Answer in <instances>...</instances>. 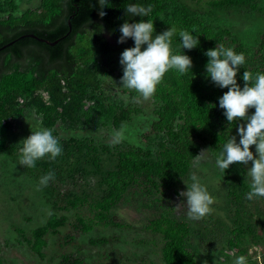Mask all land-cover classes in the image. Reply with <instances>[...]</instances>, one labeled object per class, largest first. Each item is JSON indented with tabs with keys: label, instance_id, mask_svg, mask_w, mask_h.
<instances>
[{
	"label": "trees",
	"instance_id": "16d2710c",
	"mask_svg": "<svg viewBox=\"0 0 264 264\" xmlns=\"http://www.w3.org/2000/svg\"><path fill=\"white\" fill-rule=\"evenodd\" d=\"M129 2L152 6L149 17H134L136 21L153 20L156 33L171 25L195 31L193 35H199L200 45L184 50L192 58V74L180 75L169 71L151 97L156 115L151 129L154 140L163 149L160 158L151 160L150 152L142 147L127 146L121 150L113 159L112 168L98 179V186L106 187L103 200L95 203L96 208L101 210L108 207V202L116 200L123 185L128 182L140 180L142 184H147V189L150 185L166 189L178 186L198 153V138L208 140L218 152L221 150L235 123L228 124L223 110L219 108L218 97L227 88L220 89L206 78L208 58L203 53L216 44L229 47L228 42L234 43L233 49L245 56L247 49L234 39H226L231 35L228 28L205 23L197 12L179 0H111L107 16L103 15L104 5L100 0H40L38 7L27 9L19 16L13 14L19 6L16 0H0V47L3 46L0 49V152L15 149L9 142L10 132L26 116H33L38 127L51 124V117L55 115L84 127L97 119L93 128L114 130L142 111L130 102L111 106L107 103L108 95L98 86L100 77L109 76V83L113 80L115 85H119L123 74L120 53L133 46L131 39L125 44L117 43L119 27L128 19L124 7ZM216 4L220 8L235 5L255 8L253 0H220ZM4 5L12 11L3 14ZM262 38L258 53L264 45V34ZM55 40V43H50ZM175 40L178 42L179 37ZM248 62L245 61L237 73V82L241 87L244 71L253 75L264 72L263 53L256 65ZM89 88H99L96 103L85 96ZM121 90L133 93L124 88ZM44 94L48 96V102L44 101ZM57 108H62V112L58 113ZM94 142L90 134L76 141L77 146L86 149L87 159L83 160L99 174L101 169L96 164L97 157L92 153L87 155L91 151L88 147L97 148ZM37 163L44 165L45 173L51 170L53 162L40 160ZM82 169L77 167L76 172L82 173ZM95 216L99 218V215ZM78 222L83 224L84 230L89 226L83 219H78ZM235 223L230 230V247L237 245L240 234L245 230L238 221ZM56 225H59L58 221L51 222L48 227ZM150 226L165 239L162 264H197L195 254L182 243L181 237L186 235L184 227L167 217L152 220ZM48 227L34 231L35 250L45 243L42 236ZM254 229L255 225L250 226V231L254 232ZM211 232L214 234L213 229ZM73 261L67 257L63 259L65 264H73Z\"/></svg>",
	"mask_w": 264,
	"mask_h": 264
},
{
	"label": "rangeland",
	"instance_id": "374dc122",
	"mask_svg": "<svg viewBox=\"0 0 264 264\" xmlns=\"http://www.w3.org/2000/svg\"><path fill=\"white\" fill-rule=\"evenodd\" d=\"M179 1L197 12L205 23L228 28L231 35L226 39L243 44L247 49L245 61H250L248 63L256 65L259 55L264 54V45L257 52L264 34V0H253L255 8L243 5L220 8L216 4L220 0ZM16 2L19 6L13 12L15 16L40 4V0ZM3 8V14L12 11L5 5ZM227 44L232 48L235 46L232 42ZM110 78L100 77L98 82L100 91L109 97L107 103L114 106L130 102L142 108L140 113L124 122L136 129L134 144L125 141L113 145L112 130L93 128L97 119L86 125L87 128L68 123L65 118L50 116L51 124L42 127L53 130V134L60 138L64 152L61 159H41L43 162L52 161L51 170L57 174L47 187L37 190L39 177L47 172H43L42 163H37L35 168L18 164L21 146L18 143L30 135V128L38 125L33 116H26L12 127L9 142L15 149L0 152V264H65L64 257L75 260L73 264H162L165 239L150 226L151 221L159 217H167L185 228L186 235L180 237L183 245L195 254L197 264H232L240 255L246 256L248 263L264 264V199H245L249 191L247 166L234 163L226 171L219 170L215 166L219 152L206 139L198 138L200 148L197 155L204 152L193 158L189 172L175 188L150 185L147 189V184L140 180L128 182L116 200L108 202L107 208H96L95 203L102 201L106 193V187L98 186V179L112 168L113 159L121 150L127 146L142 147L150 152L151 160L160 158L163 150L154 140L151 129L156 118L151 97L144 99L134 91L132 94L123 92L113 80L108 82ZM98 90L89 88L85 96L96 103ZM44 101L48 102L46 94ZM61 109L57 108L58 113L62 112ZM237 126L238 123L230 129L229 135L236 134ZM89 134L97 148L88 147L91 151L87 155L92 153L97 157L99 174L83 160L87 159L85 147L76 143ZM80 166L82 173H77ZM193 172L201 178L214 199L211 212L201 220L188 218L184 198L178 195L186 190L184 182L190 183ZM95 214L101 217L100 220ZM78 219L89 225L86 230ZM57 221L59 225L48 227ZM235 221L245 230L242 229L237 245L230 247L228 240ZM253 225L254 232L250 231ZM42 227L49 228L42 236L45 243L35 250L34 231Z\"/></svg>",
	"mask_w": 264,
	"mask_h": 264
},
{
	"label": "clouds",
	"instance_id": "9594fccd",
	"mask_svg": "<svg viewBox=\"0 0 264 264\" xmlns=\"http://www.w3.org/2000/svg\"><path fill=\"white\" fill-rule=\"evenodd\" d=\"M104 5L103 15L107 16L111 0H100ZM128 19L119 27L117 43L125 44L129 39L133 46L120 53L119 63L122 66L120 88L139 94L144 99L154 95L165 74L175 71L180 75L191 73L192 58L184 50H192L200 45L199 35H193L183 28L171 25L170 28L156 33L153 20L134 17H149L152 6L129 2L124 7ZM179 37L176 42L175 37ZM206 78L220 89L227 88L218 97L219 108L228 124L235 125L236 134L230 135L215 158V166L226 171L234 163L246 168V179L249 191L245 194L248 201L264 199V72L253 75L244 71L243 86L237 82V73L245 63V55L237 53L232 47L216 44L204 51ZM254 111H250L253 110ZM30 135L19 141L18 164L27 168H35L38 161L45 157L56 160L64 152L60 138L53 134L51 128H30ZM113 145L136 142V129L122 124L110 133ZM254 146V151L252 150ZM204 151H201L203 153ZM196 155L199 157L201 155ZM249 162H251L250 166ZM56 176L54 170L39 177L37 190L47 187ZM184 182V181H183ZM186 190L179 192L187 205V216L192 220H201L211 212L214 199L201 178L193 172L190 183H185ZM207 264V262H205ZM232 264H248L244 255L236 256Z\"/></svg>",
	"mask_w": 264,
	"mask_h": 264
},
{
	"label": "water",
	"instance_id": "95a60500",
	"mask_svg": "<svg viewBox=\"0 0 264 264\" xmlns=\"http://www.w3.org/2000/svg\"><path fill=\"white\" fill-rule=\"evenodd\" d=\"M28 35H30V36H32V37H35V38H38L36 35H34V34H28ZM38 39H41V40H43V41H46V42H49L48 40H46V39H43V38H38ZM57 40H55L54 42H50V43H55ZM13 42V41H12ZM12 42H9L8 44H10V43H12ZM3 47V46H2ZM2 47H0V49L2 48Z\"/></svg>",
	"mask_w": 264,
	"mask_h": 264
}]
</instances>
